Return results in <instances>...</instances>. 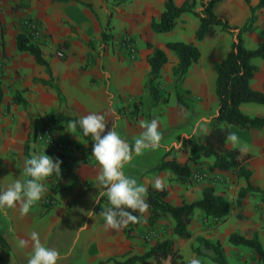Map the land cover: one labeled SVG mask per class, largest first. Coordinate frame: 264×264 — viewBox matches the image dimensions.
<instances>
[{
	"label": "crops",
	"instance_id": "crops-1",
	"mask_svg": "<svg viewBox=\"0 0 264 264\" xmlns=\"http://www.w3.org/2000/svg\"><path fill=\"white\" fill-rule=\"evenodd\" d=\"M77 1L0 0V79L6 80L7 77L16 76L15 72H17L18 77L11 80L15 88L21 91H26V88L39 93L42 91V86L33 81L49 79L45 68L38 65L27 52L17 50L16 37L20 33L33 34L44 56V45L57 44L60 40L71 37L74 35L71 28L75 26L91 23L95 32H98L106 21L113 0ZM183 1L174 0L177 6ZM248 1L253 7L258 3V0ZM84 4L91 6L97 21ZM200 9L198 5L197 10ZM163 10L164 0H130L127 4L115 7L112 14L113 24L116 26L115 36L118 39L130 37L137 41V45L133 50L122 46L114 51L104 50L99 62L90 66L87 71L80 70L83 62L80 58L85 56V53L76 55L71 53L65 63L44 56L49 62L53 77L58 79L59 88L65 98V105L72 110L78 120L81 116L90 113L106 114L108 123L102 136L106 135L114 124L115 130L123 140H126L124 135H129L134 141L144 130L140 127L141 121H147L149 116L152 118L157 116L161 119L162 126L159 130H163L160 131L162 134L165 133L164 126L172 128L185 120L183 115H177L175 111H170L164 106H159L157 109L152 108L154 103H149L145 96V82L149 73L147 57L151 53V49H148L146 45L150 43L165 51L168 61L161 69V76H169V74L171 76V70L177 63V59L173 52L165 48L166 43L181 41L192 43L200 49L201 44L212 41L213 37L200 42L195 41L194 32L199 21L190 14H182L171 32L153 33L150 29V22L152 19H158ZM213 10L231 26L243 25L250 14L245 0H221L214 5ZM257 14L256 25L259 26L261 16H264V9L259 10ZM219 30L215 28L214 37ZM79 34H81L79 37L87 38L84 31H80ZM216 50L213 47L210 53L213 54ZM202 57L201 54L199 62L189 70L184 82L186 88L191 87V78H194L196 85L203 87L209 84L208 86L214 87L215 74L201 65ZM261 73L262 70L255 75L252 86L255 90L264 92L262 87L254 85L256 76ZM91 76L96 80L93 88L88 84ZM22 96L37 105L38 102L40 103V96H33L34 100L30 99L31 97L26 95V92L22 93ZM135 98L141 100L143 104L137 112L133 113L130 101ZM51 102L54 108L63 110L56 96ZM121 105L129 120L134 116V119L138 121L137 130L128 124H123L126 117L122 115L123 111H120ZM38 112L39 110L36 109L33 111L20 109L13 116L3 113L0 109V121L4 120V125H9L13 117L18 122V129L14 130L12 135L6 133L3 124H0V190L6 189L16 179L28 178L23 174L24 148ZM30 114L34 117L32 121L29 120ZM186 137L187 133H183L181 140ZM164 139L163 135L160 147L157 149H144L139 155L133 153L131 161L124 165L125 175L135 178L138 184L154 187L155 179L159 176L154 177L149 174L143 177V175L160 161L165 151L181 142L179 140L166 146ZM72 160L74 175L56 189L53 195L54 204L51 207L45 208L40 200L32 206L29 214L23 217L18 207L0 210V236L7 245L6 249L0 248L2 264H27V259L31 255V246L19 247V240L29 239L33 231L39 234L43 245L54 248L60 253L62 259L58 260L57 264H108L106 261L110 258L123 260L132 255H143L157 241L165 238H168L181 254L184 264H190L192 259L199 260V257L191 250L194 239L203 237L213 241V238L209 236L211 232L213 233L209 227L212 220L207 221L199 210L195 211L189 223L188 229L192 235L189 239H178L172 235V220L166 229L160 222L150 225L147 221L149 208L144 214L139 213L140 224L134 228L131 236L123 228L120 230L106 229L103 217L96 213L98 198L101 196L99 195L100 189L95 187L99 165L90 159L76 157L75 154ZM168 174L161 173L160 175L168 176ZM165 182L168 189L165 200L171 205L177 206L182 202L190 203L201 198V190L204 186L199 183L180 186ZM43 183L47 188L50 186L48 179ZM194 221H196L195 226H193ZM85 224L88 227L80 230ZM246 238L249 237L246 236ZM207 260L210 264H214L209 259ZM201 262L207 264V262ZM140 264H155V262L150 258Z\"/></svg>",
	"mask_w": 264,
	"mask_h": 264
},
{
	"label": "trees",
	"instance_id": "trees-1",
	"mask_svg": "<svg viewBox=\"0 0 264 264\" xmlns=\"http://www.w3.org/2000/svg\"><path fill=\"white\" fill-rule=\"evenodd\" d=\"M57 2H78L77 0H55ZM124 3L130 0H118ZM221 0H184L177 6L174 0H164V10L158 19H152L150 29L155 34L171 32L177 19L182 14H190L199 21V25L194 32L195 41H203L206 38L215 36V28L221 32L233 37L230 43L229 51L226 55L213 63L215 73L214 94L216 97V113L209 124V132L203 140L196 135L183 138L180 147L177 149L184 155V162H178L174 157L168 159L173 149L164 152L160 161L143 177L149 174L171 173L173 175L170 182L174 181L180 186H188L191 179V165H198L203 159H212L209 166L210 172H232L237 176L244 178L247 183L238 193V201H241L250 193L258 195L264 202V190L252 186L248 180L251 177V171L245 165V157L238 149H230L226 146L227 136L230 127L245 130H264V116H250L245 114L241 107L246 104L264 106V92L255 90L252 87V80L260 71L259 67L253 62L255 59L264 60V41L260 42L255 48L249 49L244 45V36L252 34L257 29V12L264 9V0H258L256 6H250L249 1L245 0L249 6V17L241 26H231L226 20L216 15L213 7ZM198 5L200 10H197ZM91 12V6L84 4ZM112 14L109 13L105 23V28H109ZM29 33H20L16 37V46L19 52H27L35 62L45 68L48 80L37 79L36 82L52 87L56 91L59 104L64 102L61 90L53 84V75L47 59L43 56L39 45L31 42ZM104 31L101 32V41H106ZM147 48L151 53L147 57L149 73L145 82V88L149 91L152 100L159 103L162 100L158 86L161 78V69L167 63V55L164 50L159 49L147 43ZM165 48L174 53L177 63L172 68V77L176 82L181 83L187 77L192 66L199 62L201 58L200 49L192 43L181 41L168 42ZM176 104L180 108L186 107L182 96L177 94ZM17 103L23 100L19 95L14 99ZM163 103L166 101L163 100ZM2 103V91L0 89V104ZM50 121L57 124L60 121L70 122L79 121L76 117H64L56 112H51ZM75 131L85 140H91V136L85 137L82 129L77 124ZM24 158H30L28 144L24 148ZM147 203L149 204V217L147 219L150 225H155L164 218L172 220L171 233L178 239H189L191 233L188 229L191 218L196 210L202 212L203 216L211 220H220L228 216L230 205L226 198L216 194L212 186H205L201 190L199 200L187 203L182 202L174 206L168 203L165 198L168 189L157 191L154 187H147ZM107 196H100L96 206V213L100 214L104 207H108ZM140 218L139 212L132 213ZM140 224L129 223L123 229L130 236L134 228ZM228 242L233 246H242L253 250L260 261L264 264V248L261 242L256 238H246L237 233H232L228 237ZM0 248L6 249L7 245L0 236ZM192 252L199 258L209 259L214 264H227V260L219 241H212L203 237H196L191 246ZM152 258L155 264H184L181 254L176 250L168 238L157 241L143 255H132L123 260L110 258L106 262L113 264H140ZM3 259L0 256V264ZM200 264H204L201 262Z\"/></svg>",
	"mask_w": 264,
	"mask_h": 264
},
{
	"label": "rangeland",
	"instance_id": "rangeland-1",
	"mask_svg": "<svg viewBox=\"0 0 264 264\" xmlns=\"http://www.w3.org/2000/svg\"><path fill=\"white\" fill-rule=\"evenodd\" d=\"M127 2L120 3L118 0H113V2H111L113 5L110 8L111 10L108 12V14H113L115 7H118L121 4H127ZM92 15L94 16L93 18L95 21H97V17H95L93 13ZM261 17V24L257 26L258 30L256 29L252 34L244 36V45L249 49L255 48L260 42L264 41V16L262 15ZM105 23L98 32H95V29L91 23L88 25L83 24L71 28L72 32L74 33V35L71 37L60 40L57 44L50 43L44 45L45 55L52 59H57L61 63H65L71 53H73V55L85 53V56L80 58V60H83L80 70L87 71L90 66L99 62L101 54L106 49L114 51V49L122 46L128 50H133L136 47L137 41L134 39H131L130 37L118 39L115 36L114 31L116 26L113 24L112 18L110 19L109 28H105ZM80 31H84L87 38H81V36L79 37V35H81L79 34ZM102 31H104L107 37L105 42L101 41ZM29 34L31 42L35 43L37 39L33 36V34ZM232 41L233 37L231 35L223 33L219 30V33H217L216 37H213L212 41L209 40L208 42L206 41L205 43L201 44L200 52L203 55L201 65L207 71H212L214 73L212 64L226 55V53L229 51V46ZM213 47L217 50L211 54L210 51L213 50ZM254 63L259 67L260 70H262V73L259 76H256L254 85L264 89V60H254ZM100 66H102L101 63ZM15 73L16 76L13 75L11 77H7L6 80L0 79V89L2 91V103L0 104V109L3 111V113L12 114L13 116L16 115L20 109L26 111L27 109H29V111H33L34 109L39 110L35 116L36 121L33 123V126L29 132V137L27 138L29 155L37 154V152L34 151L30 146L32 133H34L36 130L44 131L45 129H50L54 130L53 132L56 131L58 135L62 133L63 136L73 144L75 149L74 154L76 157L81 156L83 159H90L96 162L92 157L94 141L85 140L75 130L69 129L68 122L60 121L57 124H53L50 121L51 112H56L64 117H75L72 113V110L65 105V98L64 102L60 104L61 107H63V110L60 111L59 108H54L51 102L53 97H57L54 88L38 83L36 82V79L33 81V83L40 84L42 86V91L40 93L31 88H26V91H21L15 88L11 82L12 79H16L18 77V73ZM169 76H161L159 80L158 90L160 96L162 97V100H160L159 103H155L152 100L149 91L145 88V96L148 98L149 103H154L152 108L157 109L159 106H164L167 109L169 108L170 111H175L177 115L181 114L185 117L183 123H179L175 127L166 128L164 126V144L166 146H170L173 142H178L181 140L183 133H187V137L196 135L200 138V140H203L205 135L209 132L210 121L216 113V97L214 94V87L212 88L211 86H208L209 84L203 87L196 85L197 83L194 78H191V87L186 88L184 85L185 80L181 83L175 81V79L172 77V70L171 76ZM95 83L96 80L91 76V78H89V86L93 88ZM53 84L59 88V82L57 78L53 77ZM24 92H26V95L31 97L30 99L33 98L32 100H34L33 96H40V103L38 102L37 105L32 103L33 101L26 100L22 96V93ZM17 94L23 100L22 103H17L14 100L15 95ZM177 94L182 96L186 107L180 108L176 104L175 96ZM163 100L166 102L163 103ZM122 103L123 102H121V104ZM130 103L133 113L137 112L139 110L138 108H140L143 104L141 100H137L136 98L131 100ZM120 107H122V105ZM241 109L245 114L250 116H264V106H257L254 104L244 105ZM121 110L123 111V107L120 109V111ZM122 115L126 117V120L123 121V124H128V126L134 127V129L137 130L138 121L134 119V116H132V119L129 120L124 111L122 112ZM32 118H34L33 114H30L29 120L32 121ZM15 119V117L11 118L9 125H4V120L2 121V119L0 121V124H3L4 126L3 129L10 135L13 134L14 130L18 129V122ZM153 119H157L159 121V127L162 126V121L157 116H154L153 118L149 116L147 118V122H151ZM68 131H71L73 134L69 133ZM229 131L236 133L239 137V141L235 146L232 144V142L227 141L226 146L230 149H238L242 153V155L246 158L245 165L252 173L248 182L252 186L264 190V130H245L230 127ZM122 132L125 134L123 128ZM124 138L126 139L125 141L130 145H134V141L129 137V135H124ZM180 143L171 148L174 151L168 156V159L174 157L178 162L183 163L184 155L177 151V149L180 147ZM211 163L212 159H203L198 165H191L192 174L190 179L191 184L199 183V185H203L204 187L213 185L212 187L214 188L215 193L224 196L230 205V211L226 218L211 221L209 227L213 233L211 232L209 236L213 238V241H219L222 245L227 264H260L258 255L253 250L242 246L231 245L228 242V237L232 233H237L249 238L256 237L264 248V202L258 195L250 193L241 201V203H239L238 193L241 188L246 186L247 181L232 172H210L208 168ZM152 175L154 177L159 176V178L167 181L169 184H176L174 181L170 182V179L173 177L171 173H169L168 176L160 174ZM45 180H47V178ZM41 201L44 204L45 199L42 198ZM209 220L211 219H207V221ZM159 222L165 227V229L171 224V220L169 218L161 219L158 221V223ZM195 224L196 221H194L193 226H195ZM199 261H204L207 262V264H210L207 259L199 258ZM106 263L113 264V262Z\"/></svg>",
	"mask_w": 264,
	"mask_h": 264
},
{
	"label": "clouds",
	"instance_id": "clouds-1",
	"mask_svg": "<svg viewBox=\"0 0 264 264\" xmlns=\"http://www.w3.org/2000/svg\"><path fill=\"white\" fill-rule=\"evenodd\" d=\"M107 123L106 114L90 113L81 116L79 121H70L68 128L75 130L78 124L83 135L91 136V140L94 141L92 157L99 165L95 187L100 189L99 195L107 196L110 205L104 207L99 215L103 217L106 229L120 230L129 223L139 222L140 218L133 215V212L142 215L150 207L146 200L147 187L138 184L135 178L125 175L124 165L131 161L133 153L139 155L144 149L159 148L163 134L158 130L157 119L151 122L141 121L140 127L144 130L135 138L134 145H130L117 133L114 124L111 130L102 136ZM68 132L73 134L71 131ZM227 141L235 146L239 137L236 133L230 132ZM61 164L59 158L54 160L45 152L39 155L30 154V158L24 161L23 169L24 176L28 178L16 179L6 189L0 190V210L18 207L20 215L27 216L32 206L48 192L43 183L45 179L53 174L61 177ZM153 186L157 191H163L166 182L158 177ZM85 227L88 225H83L80 230ZM29 245L31 255L27 259V264H57L58 260L62 259L56 249L41 243L39 234L35 231L30 233L29 239L19 240V247L27 248ZM190 264H200V261L192 259Z\"/></svg>",
	"mask_w": 264,
	"mask_h": 264
},
{
	"label": "built area",
	"instance_id": "built-area-1",
	"mask_svg": "<svg viewBox=\"0 0 264 264\" xmlns=\"http://www.w3.org/2000/svg\"><path fill=\"white\" fill-rule=\"evenodd\" d=\"M36 29V26L33 25ZM61 55V54H59ZM54 130L45 129L44 131L36 130L32 133L30 146L37 154H45L52 157L54 160L59 158L62 161L61 164V177H57L55 174L48 177L50 186L48 187V192L43 196L45 199L44 207L48 208L54 204L53 195L54 192L61 184H65L69 181L73 175V160L72 157L75 153L73 144L63 136L62 133L59 135ZM93 159H95L93 157Z\"/></svg>",
	"mask_w": 264,
	"mask_h": 264
}]
</instances>
